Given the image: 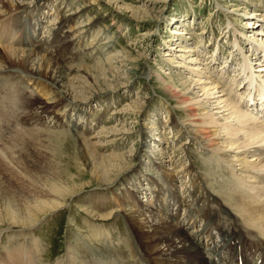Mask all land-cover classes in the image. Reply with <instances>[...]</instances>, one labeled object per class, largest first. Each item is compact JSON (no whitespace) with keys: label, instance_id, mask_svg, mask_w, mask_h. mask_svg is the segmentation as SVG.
<instances>
[{"label":"rangeland","instance_id":"374dc122","mask_svg":"<svg viewBox=\"0 0 264 264\" xmlns=\"http://www.w3.org/2000/svg\"><path fill=\"white\" fill-rule=\"evenodd\" d=\"M153 1L48 0L47 3L40 5L41 14L38 19L42 24L34 20V15L30 16L31 11L39 5L31 0L26 1L27 8L19 15V20L21 22L27 19L31 28L38 27L43 30L41 36L49 33L48 26L57 21L56 17L65 16L74 24L77 23L76 19L83 20L87 15L98 20L97 29L104 35L102 34L101 39L96 41L92 51L87 50L88 45H84L85 47L78 45L74 47L73 59L62 49L55 56L58 62L65 66L70 59L72 65L84 66V71L79 73L78 78L88 80L84 81L86 88L78 89V95L79 99L83 100L82 109L86 114L77 108H63L60 104L57 114H50L45 108L47 106L45 100L52 95L49 92L53 90L49 85L41 81H35L34 84L28 81L20 67L12 65L8 67L13 71H0V98L4 97L0 99V206L3 201L6 205L8 203L24 205V198L30 204L46 198L57 199L63 204L53 211V214H48L46 221L32 227L33 230L14 229L17 231L7 232L3 231L5 227H0L1 251H11L17 247L21 251V245L23 248L30 245L35 236L37 246L41 248L38 264L58 262L64 264L69 251L68 246L72 242L76 244L78 238H81L87 241L90 249L88 252L76 250L78 264L84 262V259H98L103 264H122L119 258L121 255L127 264L131 262L147 264L134 246V238L129 235L131 230L127 224L128 217L118 206L131 196L129 189L132 184L139 189L134 192V198L148 203L151 199L150 190L155 185L161 187V183L165 181L163 170H171L169 160L172 159L181 158L182 163L192 164L201 175L209 174L208 188L222 201H228L222 197L221 192L226 186L233 188L237 185L236 182L229 177L227 168L213 162L212 156L198 147L191 136L175 133L170 124L171 117L180 122L184 120V123L189 117L180 109L171 93L163 92L157 77L161 74L165 78L173 76L175 79L185 76L197 78V71H191L196 65L203 68L200 70H205L206 75L209 71L216 73L215 70L222 65L217 67L214 64L228 58L229 66L225 65L227 68L224 66L218 71L215 74L216 78L224 74L222 76L224 88L232 90L236 88L235 91L244 89L245 81H238L239 77L235 76L239 66L237 63L246 56L254 67H259L258 57L263 60L262 52L257 48L260 45L264 47V34L257 31L264 29V0H159L155 5ZM151 6L158 11L153 14L154 18L146 17L139 20L140 17H145L141 11L148 12ZM127 7L137 10L129 12ZM77 10H80L81 14H73ZM246 23H251L252 26L246 27ZM17 25L19 24L15 23L13 26L10 24L5 27L9 31L17 29L21 32ZM173 28H180L179 31H184L182 32L184 34H179L169 42L165 41L166 38H170V30ZM243 35L246 39H243ZM250 37L252 46L248 47L250 43L246 40ZM234 41L243 46L242 50L235 46ZM180 47L187 48L188 51L183 53L184 51L178 50ZM170 49L176 50L174 60L180 61L181 64L172 62L175 64L170 66L167 60L169 56L164 55V52H169ZM94 64L108 72L103 74L102 71L96 75L92 69ZM232 68L236 69L235 73L230 71ZM112 73L122 76L119 82H114ZM102 76L109 77L112 81L97 80V77ZM233 77L238 79L235 84H232ZM119 83H127L126 88L114 89ZM105 87H112L114 90L109 89L110 91L97 96L88 94ZM133 103L141 104V117H137ZM131 106L133 111L129 110L126 114L123 109ZM238 108L245 111L242 107ZM71 121L72 124L69 123ZM76 123L84 130H79L78 127L69 128ZM144 127H148V135L143 139L141 131ZM109 129L118 130L112 133ZM124 130L129 132L122 135ZM106 132L112 136L104 137ZM14 133L15 136H20L17 144L12 141L11 134ZM79 135L90 138L87 141L88 146L98 156L122 153L131 155L132 162L138 165L137 174L117 181L116 185L114 180L109 185L98 184L95 181L96 172L87 166L82 158L77 140ZM157 143L160 144L156 145ZM182 152H186L188 159L183 158ZM205 162L210 165H204ZM108 174L109 171L105 174L106 177ZM188 179L186 176L175 182L179 191L183 189V180L186 183ZM153 181L154 184H151ZM52 186H55L54 189ZM60 186L65 187L66 191L54 195V190ZM135 186L132 189H135ZM80 206L98 213L108 211L113 213L107 219L93 218ZM177 209L172 212L177 213ZM223 217L225 218V215ZM93 219L96 220L89 221ZM105 229L108 233L106 236L101 235ZM127 239L131 241L130 243L133 242L135 258L138 259L136 261L130 260L128 256V253L131 255V246L126 245Z\"/></svg>","mask_w":264,"mask_h":264},{"label":"bare ground","instance_id":"6f19581e","mask_svg":"<svg viewBox=\"0 0 264 264\" xmlns=\"http://www.w3.org/2000/svg\"><path fill=\"white\" fill-rule=\"evenodd\" d=\"M26 1L27 0H0V41L2 43L0 47V71H13L8 67L13 65L17 68L20 67L22 73L24 72L26 75L27 80L32 81L33 84L35 81H41L49 85L51 87L50 89L53 90H50L51 92L49 93H52V95L45 100L47 105L45 108L50 114H57L59 104L63 108H77V110H81L86 114L82 109V104H84L83 100L81 98L79 99L78 95V89L86 88L84 81L88 80L78 78L79 73L84 71V66L72 65L69 61L73 59V54H75L73 53L74 47L78 45L81 47L88 45L86 48L89 51L94 49V45L97 43L96 41L101 39L103 34L97 29L99 28L98 20L93 16L87 15L83 20L79 21L76 19L75 21H77V23L73 24L69 22V19L65 16H61L60 18L56 17L57 21L51 25L49 24V33H46L47 35L35 37L37 42L33 46L22 47L18 44L20 42L18 33L24 37L25 29L22 30L23 32H18L17 29L10 32L6 30L5 25L10 26L11 24V26H13L16 23L19 24L17 28L21 29L24 24H22V21L20 22L19 15L27 8ZM31 1L36 2L39 7L31 11L30 16L34 15V20L38 24H42V21L38 19L41 14L40 5L47 3L48 0ZM158 2L159 0H154L152 3L155 5ZM127 8H129V12L137 10L135 8ZM152 8L153 6L150 7L148 12L141 11L145 17H140L139 20L145 19L146 17V19L154 18L153 14L158 11ZM80 10L75 11L73 14H81ZM57 14L59 15L58 12ZM251 15H253V13ZM228 24H230V22H228ZM245 25L246 27L252 26L251 23H246ZM29 27L31 26L29 25ZM179 29L180 28L171 29V36L170 38H166L165 41L169 42L178 37L179 34H184L182 33L184 31H179ZM30 30L31 29H28L29 32ZM257 32L264 34V29ZM243 37V39H246L245 35H243ZM251 37L246 40L250 43L248 47L251 45ZM235 46L242 50L243 46L241 47L237 41L235 42ZM184 47H180L178 50L184 51L183 53H185L188 49ZM60 49L65 50L71 58L70 60L68 59V62L66 61V66L58 62V59L55 57ZM257 49L262 52L261 56L263 58L261 61L258 57L259 67H254L255 65H252L250 61H248V58L243 56L242 61L240 60L239 63H237L239 66L235 75L238 76L240 80L233 77L232 84L238 81H245V84L248 86L246 88L248 93L245 94V96H249L252 90H257L260 96L264 98V47L260 45ZM164 53V55L169 56L167 60H169L170 66H174L175 63L173 64L172 62H176L174 60L176 50L172 51V49H170L169 52L166 51ZM227 62L228 58H226L223 61V65L215 71H220L225 65L229 66ZM176 63L181 64L180 61ZM118 68L117 71H119ZM92 69L96 75L102 71L103 74L108 72V70L106 71L104 68H98L97 64H94ZM200 69L198 65L191 68V71H197V78H193V76H185L180 79H175L174 76L165 78L161 76V74H158L157 81L159 87L161 86L163 92L171 93L176 99L178 106L181 107L180 109L189 117V119H186L187 123H184V120L180 122L171 117L170 124L174 128L176 134L179 133L191 136V138L196 141L198 147L207 151V153L212 156L213 162L226 167L229 177L232 181L236 182L237 185L233 188L229 186L224 188L221 195L230 202L222 201L216 197L213 190H209L205 186V184L208 186L210 175L206 173L201 175L195 170L192 164L188 163V165H186L182 163L181 158L169 160V165L172 166L171 170H163L164 179L169 183L168 190L163 189L162 185L161 187H156L155 185L151 191L152 198L150 200L147 199L149 200L148 203L134 198V192L137 191L138 187L132 184V187L135 186V189H132L131 186V189L128 188L131 192V196L124 199L122 201L123 204L118 207L128 217L127 224H129L131 230V234L129 235H132L131 237L134 238V246H136L139 254L147 264H239L235 262V258L240 254L238 250L232 248L227 258L224 257L222 250V245L226 241L230 242L238 239V236H240L237 230L238 227H244L257 241L264 243V124L258 117L251 114L252 112L249 113L238 108V105L232 98L233 94L237 92L235 91L236 88L235 90L224 88V81L222 80L224 74L216 78L215 74H217V72L209 71L208 74L206 71V75L204 72L205 70L201 71L203 68ZM111 77L114 79V82L122 78L121 75H113V73ZM108 78L102 76L97 77V80L112 81ZM126 86L127 83H119L114 89L120 88L119 90H122L121 88H126ZM111 88L105 87L102 88L103 91L98 89V91H91L88 94L91 93L89 96H97L100 93L114 90ZM83 95L86 94L83 93ZM3 98L4 97H1L0 99ZM135 105L138 107L137 109ZM135 105L133 107L134 111H136L137 117H141V104ZM251 105L252 103L249 104L246 110L249 108L250 110H254ZM133 108L131 106V108L123 109V111L127 114V111H133ZM69 123L72 124V121ZM76 124H74L73 127L84 130L79 127L80 124ZM147 128L148 127H144L141 131L143 139L148 135ZM117 130L109 129L112 133H116ZM123 132L122 135L129 131L124 130ZM109 134L111 133L106 132L103 136L110 138L112 135ZM15 135V133L11 134L13 138L12 141L17 144L20 136ZM94 136L96 137V135ZM77 140L81 147L79 150L81 151L82 158L87 166L96 172L95 181L98 184L109 185L114 180V185H116L117 181L127 179L131 174H137L138 165L132 162L133 158L131 155H124V153H122L98 156L96 155L97 153L94 154L88 146L87 141L90 140L89 137L85 138L79 135ZM153 140L155 139L153 138ZM159 144L157 143L156 145ZM182 154L185 160L188 159L186 152H182ZM179 160L181 161L179 162ZM207 164L209 163H204V165ZM108 171L109 174L106 177L105 174ZM111 172L113 173L111 174ZM186 176L189 177V179L186 183L185 180L182 182V184H184L182 185L184 195L180 194V196H177L178 191L175 182L178 180L181 181ZM187 183H189V185ZM151 184H154V181ZM155 184L158 183L155 182ZM52 187V189H54L55 186ZM65 191L66 188L60 186L59 189L54 190V195L57 196V194ZM165 193L166 196L171 195V197H174L175 201L172 203L171 198L169 201L164 199ZM115 196H117V192ZM32 202L34 201L32 200ZM228 203H230L231 206H229ZM9 204L10 203L6 205L3 201L0 206V227H5L3 231L7 232L17 231L14 229L30 230L37 223L46 221L48 214L63 205L61 201L57 199L51 200L47 198L32 204L28 203L25 198L24 205H17L15 203ZM172 204L177 205V213H173L170 209ZM81 207L82 206H80V208ZM82 208L87 215L99 219H107L113 213L112 211L98 213L93 209H87L86 207ZM180 208L184 210L182 214L179 211ZM223 215H225V218ZM95 220L96 219L89 221L94 222ZM1 223L4 224L1 225ZM31 233L30 231V234ZM107 233L108 231L105 229L101 232V235L106 236ZM34 237L30 245L24 248L23 245H21V251H19L18 247L11 251L0 250V264H38L41 248L37 246V241ZM245 238L254 245L250 237ZM126 242L127 246H131V255L128 253L130 260H138L135 258L134 246L132 245L133 242L130 243L131 241L128 239ZM88 245L87 241H83L81 238H78L76 244L74 242L70 243L68 246L69 251L65 258L66 263L64 264H78L76 263L78 256L76 250L88 252L90 249ZM256 252L260 255L258 260L255 261L253 258L248 262L249 264H260L262 255L258 247ZM57 264L60 263L58 262ZM80 264H84V262ZM130 264L134 263L131 262Z\"/></svg>","mask_w":264,"mask_h":264}]
</instances>
